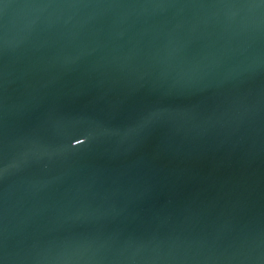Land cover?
Returning <instances> with one entry per match:
<instances>
[{"label":"water","instance_id":"water-1","mask_svg":"<svg viewBox=\"0 0 264 264\" xmlns=\"http://www.w3.org/2000/svg\"><path fill=\"white\" fill-rule=\"evenodd\" d=\"M0 264H264V0H0Z\"/></svg>","mask_w":264,"mask_h":264}]
</instances>
